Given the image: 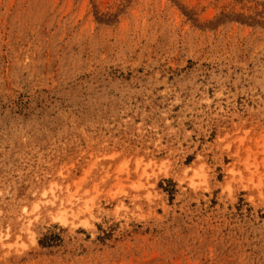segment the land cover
<instances>
[{"label": "rangeland", "instance_id": "rangeland-1", "mask_svg": "<svg viewBox=\"0 0 264 264\" xmlns=\"http://www.w3.org/2000/svg\"><path fill=\"white\" fill-rule=\"evenodd\" d=\"M0 264H264V0H0Z\"/></svg>", "mask_w": 264, "mask_h": 264}, {"label": "bare ground", "instance_id": "bare-ground-1", "mask_svg": "<svg viewBox=\"0 0 264 264\" xmlns=\"http://www.w3.org/2000/svg\"><path fill=\"white\" fill-rule=\"evenodd\" d=\"M53 194V197H54V200H53V202L55 203L56 201H57V199H58V197H57V195L53 192L52 193ZM74 197H75V194H71L69 197H68V199H67V204H65L64 202L63 203H61V208L63 209V211H61L58 215H63V214H67L68 212H69V210H67L66 208H67V205H73L74 204V201H73V199H74ZM79 198V197H78ZM76 199V198H75ZM74 199V200H75ZM63 201V200H62ZM85 205V204H84ZM86 207H88V206H86ZM85 207V208H86ZM82 208H83V206H82ZM85 208H84V210H85ZM82 210V209H81ZM81 210L79 211V213L81 212ZM74 216H76L77 214H78V212H73L72 213Z\"/></svg>", "mask_w": 264, "mask_h": 264}]
</instances>
